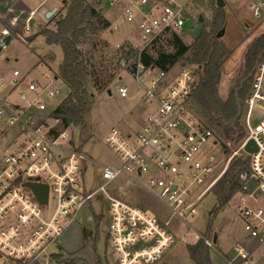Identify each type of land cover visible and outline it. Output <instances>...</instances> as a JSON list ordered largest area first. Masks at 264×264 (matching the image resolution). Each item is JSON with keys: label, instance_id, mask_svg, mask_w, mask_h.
<instances>
[{"label": "built area", "instance_id": "built-area-1", "mask_svg": "<svg viewBox=\"0 0 264 264\" xmlns=\"http://www.w3.org/2000/svg\"><path fill=\"white\" fill-rule=\"evenodd\" d=\"M117 10L127 23L135 25L141 44L136 55L123 65L140 86L141 100L148 106L139 132L113 128L107 136L115 163L93 160L76 143V135L53 116L45 98H56L62 90L54 76L43 83L30 82L21 88L20 72L8 81L0 72V264H58L63 255L61 240L84 209L99 194L108 202V241L116 264H156L175 244V222L189 225L195 241H204L217 251L213 238L201 235L189 223L199 213L206 196L213 192L232 162L246 156L249 168L240 174L237 212L250 242L236 244L227 264H264V57L257 60L251 90L246 100V138L228 154V143L220 133L206 126L191 108L197 76L188 66L168 70L147 65L142 55L163 37L184 33L195 0H90ZM204 1V0H203ZM216 2V0H214ZM263 4H252L260 16ZM38 11L27 12L25 21L13 18L12 28L21 24L27 34ZM45 17V16H44ZM11 28L0 33V47ZM119 66L120 63H119ZM58 81V80H57ZM121 98H130L128 86H120ZM18 94L15 102L12 97ZM11 100V101H10ZM254 109L261 111L251 120ZM79 138V136H78ZM249 140L258 150L245 151ZM93 166L103 183L96 190L86 186V174ZM126 182L145 190L167 209L164 218L154 210L132 205L113 196L114 184ZM27 183L47 185L48 203L42 204Z\"/></svg>", "mask_w": 264, "mask_h": 264}, {"label": "rangeland", "instance_id": "rangeland-1", "mask_svg": "<svg viewBox=\"0 0 264 264\" xmlns=\"http://www.w3.org/2000/svg\"><path fill=\"white\" fill-rule=\"evenodd\" d=\"M41 1L0 0V5L12 2L14 8L18 7L22 10L30 11L35 9ZM64 1L48 0L47 6L53 7L56 5L55 7H58L59 12L65 6ZM88 2L104 18L111 22V26L102 32L89 35L82 47L84 58L89 59L90 63L97 64L99 71L106 69L109 74L115 75V77L109 89L96 94L94 108L89 119V128L82 132V140L87 142L82 144L93 160L103 163H115V156L106 145L108 134L113 128L126 132H139L141 129L140 122L146 116V109L148 108L141 100L139 94L140 86L127 71L129 68L118 66L122 59H129L128 62H131L132 59L127 55V51H133L134 46L141 44V35L139 29L135 25L127 23L121 14L115 15V13H112L113 11L117 12V10L110 9L105 4L100 6L90 0ZM225 2L226 6L220 8V12H217L218 7L214 0H204L196 4L193 11L191 7V18L184 27V33L178 34L186 45H191L204 30H213L212 24L214 21L217 22L214 27L216 35L225 29L224 35L218 38L220 43L231 52V55L223 65L219 84V95L223 99L229 96L232 88H234L233 86L236 84V80L244 70L248 46L264 32L263 11L260 16H255V11L251 8L248 0H225ZM56 15L49 21L43 16L36 15L34 17L35 24L30 34H27L21 21L18 27H14L16 29L10 26L8 21L13 16L12 11L7 13L0 12V33L5 27L11 28L12 32V40L0 54V72L8 81L14 78L13 71L18 70L21 74L19 79L24 81L21 88L25 90L30 82L43 83L46 81V77H56L58 75L59 66L63 60V51L59 46L47 45L44 36L39 34L41 28H56V20H53ZM201 17L203 18L202 22L200 21ZM172 44L173 36L169 34L156 43L151 50V55L158 57L159 53L165 55L174 54L175 48ZM131 53L134 54V52ZM263 57L264 51L259 56V60ZM40 59H43L46 65L41 64ZM182 64L196 71L194 64L181 60L176 67H180ZM115 66L117 67L115 68ZM102 77L105 78V75ZM54 85L61 88L62 93L56 98H45L50 108H55L61 104L69 93V88L60 79L58 81L55 80ZM120 86H128L130 98L120 97L118 92ZM12 97H14L12 99L15 102L19 101L17 93ZM245 110L246 101L241 111L243 113L242 126L246 134L243 124ZM260 114L261 111L253 110L251 116L253 123L258 120ZM75 135V141L78 143L81 135L77 131ZM79 135L80 137L78 138ZM82 140L81 142H83ZM221 140H224V143H228V154L239 148L243 141L239 144H234L222 136ZM85 178L86 186L90 191L96 190L103 183L101 172L93 166L89 167V172ZM109 192L132 205L148 207L164 218L169 215L162 203L145 190H140L137 186L119 182L114 184ZM237 203L238 197H233L228 204L219 211H215L217 200L213 191L206 196L200 205L199 213L195 217L188 219L189 223L201 235L209 238H213L215 235L218 236L217 251L210 249V256L214 264H227L224 258L231 257L232 249L236 244L243 243L248 246L250 242L244 232L242 218L236 211ZM109 222L108 202L105 196L99 194L92 200L89 208L84 209L80 214L77 225L63 236L61 249L64 254V260L60 264H116V255L111 243L108 241ZM172 226L174 231L177 232V237H181L177 240L175 246H178L182 252H186L185 248L189 244L196 243L194 230L189 225L180 222H175Z\"/></svg>", "mask_w": 264, "mask_h": 264}, {"label": "trees", "instance_id": "trees-1", "mask_svg": "<svg viewBox=\"0 0 264 264\" xmlns=\"http://www.w3.org/2000/svg\"><path fill=\"white\" fill-rule=\"evenodd\" d=\"M64 5L63 10L53 19L56 20V28H41L39 34L44 36L47 45L59 46L63 51V60L56 77L69 88V93L53 116L61 118L63 125L69 127L74 134L79 132L80 144L84 146L82 143L87 141L82 140V132L89 128L96 94L109 89L115 75L109 74L106 69L99 71L97 64L84 58L82 47L90 34L104 31L111 26V22L88 0H65ZM220 11L218 8L217 12ZM216 23L214 21L212 24L213 30H204L191 45H186L178 34L172 33L174 54L159 53L158 57H154L151 55V49L142 55V60L147 65L164 70L177 66L180 60L194 64L197 83L191 96L193 112L206 126L222 133L221 136L226 140L239 144L246 138L241 111L253 84L257 60L264 51V33L248 46L244 70L229 96L223 99L219 95V84L223 65L231 52L220 43L218 34H215ZM127 55L134 59L135 51H127ZM40 63L46 65L43 59H40ZM222 143L224 145V140ZM224 147L227 149L225 145ZM248 168L249 161L245 155L232 162L225 176L213 190L217 200L215 211H219L236 195L241 183L240 174ZM187 250L195 264H214L210 256L211 250L204 241L189 244ZM63 257L64 254L58 256V264L64 260Z\"/></svg>", "mask_w": 264, "mask_h": 264}, {"label": "water", "instance_id": "water-1", "mask_svg": "<svg viewBox=\"0 0 264 264\" xmlns=\"http://www.w3.org/2000/svg\"><path fill=\"white\" fill-rule=\"evenodd\" d=\"M196 3H200L203 0H195ZM97 4L100 5V2L97 1ZM216 6L218 8H224L226 6V2L225 0H216ZM8 11H12L13 15L15 18H18L19 20H23L25 21L27 19V12L24 10H21L20 8H14L13 7V3L10 2L6 5L1 4L0 5V12L1 13H7ZM58 12V7H54L53 9H51L49 12L46 13L45 15V19L47 21L51 20L53 16H55V14ZM34 19L31 20V26H34ZM200 21H203V18H200ZM225 33V29H223L218 35V38H221ZM12 40V36H9L5 39L6 42V46L9 45L10 41ZM3 49L0 47V54L2 53ZM124 60L122 59L119 63L122 66L123 65ZM111 93V91H110ZM258 150L256 143L253 140H249L248 143L245 146V151L249 154H252L254 152H256ZM27 187H29L33 193L35 194V196L39 199V201L42 204H47L48 203V187L47 185H43V184H37V183H27L25 184ZM214 243H217L218 241V236L215 235L214 239H213Z\"/></svg>", "mask_w": 264, "mask_h": 264}, {"label": "crops", "instance_id": "crops-1", "mask_svg": "<svg viewBox=\"0 0 264 264\" xmlns=\"http://www.w3.org/2000/svg\"><path fill=\"white\" fill-rule=\"evenodd\" d=\"M249 3L252 5V4H258V3H262L263 6L261 8V12L263 11L264 13V0H248ZM47 3H48V0H42L40 2V4L35 8L38 12V16H45L47 12H49L51 9H53L56 5H54L53 7L51 6H47ZM21 6H23L22 3H20ZM18 8V7H16ZM35 9H32V10H35ZM22 10V9H21ZM24 10V9H23ZM30 10V11H32ZM26 11V10H24ZM30 11H26V12H30ZM39 11H40V14H39ZM112 13H115V15H119L120 13L117 11H113ZM57 14V13H56ZM55 14V15H56ZM14 18V15L12 16V18L8 21V22H12ZM264 18V17H263ZM35 20V19H34ZM10 24V23H9ZM34 24H35V21H34ZM12 27V26H11ZM18 27V26H17ZM16 29V28H14ZM264 33V32H263ZM263 33H261L260 35H262ZM57 80H59L57 77H55ZM135 97V95H134ZM142 118V117H141ZM177 233V232H176ZM181 238L180 236H178V239ZM177 239V240H178ZM177 242V241H176ZM175 242V243H176ZM186 252H182L178 246H175V244L166 252L165 256L163 257V259L158 262L157 264H195L190 255H189V252L187 250V247L185 248Z\"/></svg>", "mask_w": 264, "mask_h": 264}]
</instances>
